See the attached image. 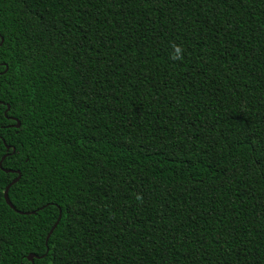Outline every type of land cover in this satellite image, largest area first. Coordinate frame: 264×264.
<instances>
[{
	"label": "trees",
	"instance_id": "1",
	"mask_svg": "<svg viewBox=\"0 0 264 264\" xmlns=\"http://www.w3.org/2000/svg\"><path fill=\"white\" fill-rule=\"evenodd\" d=\"M7 153L0 264H264V0H0Z\"/></svg>",
	"mask_w": 264,
	"mask_h": 264
},
{
	"label": "water",
	"instance_id": "2",
	"mask_svg": "<svg viewBox=\"0 0 264 264\" xmlns=\"http://www.w3.org/2000/svg\"><path fill=\"white\" fill-rule=\"evenodd\" d=\"M10 109V107L8 106V110ZM16 120V119H15ZM16 128H19L20 127V123L18 122L16 125H15ZM11 147L7 145V150H9ZM9 154L7 153L6 155L3 156L1 162H0V168H2V163L3 161L5 160V158L8 156ZM4 171L8 172V173H13V172H17L18 173V177H16L5 189V192H4V197H5V200L7 202V204L16 210V208L14 207V205L12 204L10 198H9V190L11 188V186L15 183H17L21 177V173L20 171H14V170H11V169H3ZM20 213L24 214L25 212H22V211H19ZM61 212V211H60ZM30 213H34V212H26L25 214H30ZM61 218V214H60V217L58 219V222ZM58 222L54 225V227L52 228V230L50 231L48 237H47V240L49 239L50 235L52 234L53 230L56 228V226L58 225ZM38 256L35 255V254H30L28 256V259L34 264V259L37 258Z\"/></svg>",
	"mask_w": 264,
	"mask_h": 264
},
{
	"label": "clouds",
	"instance_id": "3",
	"mask_svg": "<svg viewBox=\"0 0 264 264\" xmlns=\"http://www.w3.org/2000/svg\"><path fill=\"white\" fill-rule=\"evenodd\" d=\"M181 54V48L179 46L173 47V56L174 58H178Z\"/></svg>",
	"mask_w": 264,
	"mask_h": 264
}]
</instances>
